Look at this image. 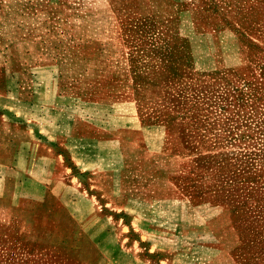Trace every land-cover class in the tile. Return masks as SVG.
Wrapping results in <instances>:
<instances>
[{
	"label": "rangeland",
	"instance_id": "374dc122",
	"mask_svg": "<svg viewBox=\"0 0 264 264\" xmlns=\"http://www.w3.org/2000/svg\"><path fill=\"white\" fill-rule=\"evenodd\" d=\"M7 88L71 189L0 264H264V0H0Z\"/></svg>",
	"mask_w": 264,
	"mask_h": 264
},
{
	"label": "crops",
	"instance_id": "0c3cea01",
	"mask_svg": "<svg viewBox=\"0 0 264 264\" xmlns=\"http://www.w3.org/2000/svg\"><path fill=\"white\" fill-rule=\"evenodd\" d=\"M10 78H6L7 82ZM14 96L12 89L0 91V224L4 225L14 222L17 208L29 210L23 203L31 199L24 192L27 184L39 186L42 199L45 193L55 195L59 190L56 197L60 200L71 189L60 171L62 155L28 125L19 123ZM72 219L77 222L76 217Z\"/></svg>",
	"mask_w": 264,
	"mask_h": 264
}]
</instances>
